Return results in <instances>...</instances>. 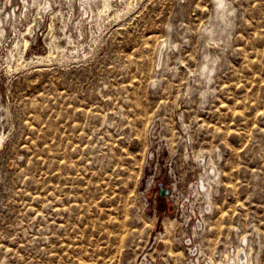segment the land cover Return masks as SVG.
<instances>
[{"label":"rangeland","instance_id":"obj_1","mask_svg":"<svg viewBox=\"0 0 264 264\" xmlns=\"http://www.w3.org/2000/svg\"><path fill=\"white\" fill-rule=\"evenodd\" d=\"M29 1L0 37V264H217L246 241L264 264V0H225L228 26L213 0Z\"/></svg>","mask_w":264,"mask_h":264},{"label":"bare ground","instance_id":"obj_2","mask_svg":"<svg viewBox=\"0 0 264 264\" xmlns=\"http://www.w3.org/2000/svg\"><path fill=\"white\" fill-rule=\"evenodd\" d=\"M28 1L29 0H0V37H1V35H3V32L5 30L4 29V22H8L10 20H13L12 22L15 23L19 19V10L20 11H23L22 9L26 6V4H29V3H27ZM71 1H70V3H71ZM67 2H68V0H67ZM101 2H102V0H101ZM213 2H214V5H215V12L217 14V15L215 14L216 16L215 15L214 16L218 20L222 21V23H224L223 25L228 26L231 23V19L228 17V15L230 13L228 14L227 11H230V10L229 9L227 10V8H226L227 4H226L225 0H213ZM42 3H44V1ZM49 4H51V3H49ZM73 5H74V3H73ZM102 5H103V9L104 8H109L110 7L109 0H103ZM71 6H72V3H71ZM26 7H25V10H26ZM44 7H45V4H44ZM224 9L227 10L226 13L224 12ZM213 19H215V18H213ZM213 25H214V23L212 22L208 27L205 28L206 30L209 31V32L206 31L207 33H211V34L213 33V31H214L213 30ZM14 28H16V27H14ZM219 28H223L224 29L223 26L222 27H219ZM12 29H13V26H12ZM218 32H220V29L218 30ZM211 34H210V36H212ZM212 39H213V41H215L217 39H221V37L220 36H217V37H213ZM212 39H211V41H212ZM24 41H25V45H26V43L28 42L27 39L24 40ZM24 41H23V43H24ZM167 48H168V43L165 40H163L162 43H161V46L159 48V61H158V65H162L163 64V62H164V58H163L164 55L163 54H164V52H166ZM204 55H205L204 56L205 57L204 58L205 61L202 62V65L200 67V72L199 73H200V75H203L204 74L205 80L208 81L212 77L211 76V73L214 70V61H215V58H213V57L211 58L207 54H204ZM202 93L205 94L206 93V90L202 91ZM179 108H180V106H179ZM179 115H181V114H179ZM214 155H215V158H219L220 157V155L216 151H215ZM198 157H200L199 163H200V165H201V167L203 169V173H200L201 174L200 177H199L200 178V181H198V185H197V190L196 191L200 195V198L202 200V203L203 204H206V207H204V210H201L200 211L201 214H202V216H203L206 213V210H209L211 208V200H210L211 199V192H210V190L212 189L211 188L212 185H213L212 182H214L215 181L214 178H216L217 168H216V162H215V160L213 158L207 160L204 157V154L201 153V152H200V154L197 155V158ZM201 231H202V223L198 222V223H193L192 224V233L195 236L196 235L198 236V234ZM255 239L256 238L254 236V240ZM249 243H251V242H249ZM246 244H247V241L245 242L244 245H246ZM238 245H239V243H238ZM244 245H239V247L237 246L238 248L236 249V251L233 249L232 250L233 253L232 254L230 253L231 255L229 253L228 254H225L224 255L225 256L224 259H221V255L218 254L219 256H218V259H217L218 260V263L217 264H252L250 262V260H249V257H248V252H247L248 248H247V250H245L244 249ZM247 245H246V247H247ZM250 247H249V249H253L254 248V247H252V248H250ZM234 248H236V247H234ZM255 249H254V251H255ZM229 251H230V249H229ZM240 251H242V254H239ZM256 251H257V249H256ZM220 252H221L220 250L217 251V253H220ZM224 252L226 253V251H224ZM199 253H200V251L197 252V256H198ZM207 258L206 257H203L202 261H200L198 263H194L193 261L192 262H193V264H214L211 258H208V259Z\"/></svg>","mask_w":264,"mask_h":264},{"label":"water","instance_id":"obj_3","mask_svg":"<svg viewBox=\"0 0 264 264\" xmlns=\"http://www.w3.org/2000/svg\"><path fill=\"white\" fill-rule=\"evenodd\" d=\"M180 104H181V101H178V103H177V107H179V106H180Z\"/></svg>","mask_w":264,"mask_h":264}]
</instances>
